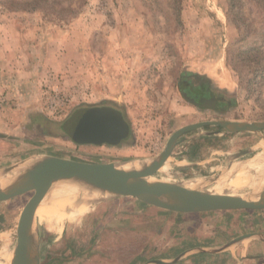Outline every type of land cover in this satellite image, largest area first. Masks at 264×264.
Instances as JSON below:
<instances>
[{
    "label": "rangeland",
    "instance_id": "obj_1",
    "mask_svg": "<svg viewBox=\"0 0 264 264\" xmlns=\"http://www.w3.org/2000/svg\"><path fill=\"white\" fill-rule=\"evenodd\" d=\"M35 1L32 9L24 3L33 0H0V173L44 154L96 164H147L190 124L264 121V0ZM190 85L217 97L230 85L231 102L221 109L200 108L186 97ZM88 107L120 110L130 125L129 139L118 145L72 140L64 126ZM219 130L206 127L180 140L186 156L199 145L203 156L225 160L223 172L213 171L207 179L188 170L177 174L168 163L167 172L151 180L185 186L208 181L205 190H211L222 179L234 180L233 168L264 152V131L220 130L208 142L207 133ZM210 146L216 149L208 151ZM217 149L228 153L213 152ZM34 195L0 202V249L6 235L16 245ZM149 207L135 198L105 195L76 225L65 223L61 235L39 224L41 264H145L160 257L153 236L158 217L144 213ZM214 212L209 218L221 225L241 217L260 221L264 214Z\"/></svg>",
    "mask_w": 264,
    "mask_h": 264
},
{
    "label": "water",
    "instance_id": "obj_2",
    "mask_svg": "<svg viewBox=\"0 0 264 264\" xmlns=\"http://www.w3.org/2000/svg\"><path fill=\"white\" fill-rule=\"evenodd\" d=\"M186 97L204 109H221V105H225V98L203 91L201 85H190ZM206 127H219L228 134H257L264 131V121L251 123L206 121L190 124L177 130L168 140L164 150L140 168H126L122 162L96 164L49 157V161L44 165L16 181L1 186L0 202L35 191L19 225L13 264L42 263V239L37 211L47 203L55 189L74 182L99 189L104 195L135 198L150 206L185 214L264 208V191L260 196L236 195L205 190L210 184L208 181L198 183L195 188H188L185 185L151 180L167 163L183 135ZM64 128L66 134L76 143L92 145H118L130 133V125L124 114L113 107L82 109L66 122ZM220 130L208 132L207 135L216 136L221 133ZM250 152V150L240 152L234 159L246 156ZM12 170L15 169H9L3 174L6 175ZM248 237H241L234 243Z\"/></svg>",
    "mask_w": 264,
    "mask_h": 264
},
{
    "label": "crops",
    "instance_id": "obj_3",
    "mask_svg": "<svg viewBox=\"0 0 264 264\" xmlns=\"http://www.w3.org/2000/svg\"><path fill=\"white\" fill-rule=\"evenodd\" d=\"M199 77H202L201 79L205 82L210 81L207 77ZM197 79L199 78L197 77ZM223 89L225 92L221 96L225 98V105L230 104L231 95L229 92L233 88L227 85ZM215 137H219V135L213 136V139ZM206 138L208 142L211 141L210 136ZM184 147L182 140H180L167 161L171 164L172 171L177 174H184L182 171L188 170L191 175L209 178L207 174H211L216 170L223 172V169L227 168L224 164L225 160L220 161V159L214 158L210 154L203 156L199 152L201 148L199 145L195 147L194 154L187 156L183 152L185 150H182ZM207 149L211 151L216 148L210 146ZM223 151L228 153V149H222V151L217 149L213 152L220 153ZM181 153L184 155H181ZM244 210L259 211L256 212L255 216L260 217L259 215L263 213L264 208L262 210L240 209L238 211ZM144 213L158 217L159 223L154 222V225H152L154 227L153 236H155L154 245L160 247L159 254L161 255L158 258L146 261L145 264H155L152 263L153 261H162V264H264V239H262L264 237V214L260 221L241 217L238 218V223L225 222L221 225L220 220L218 219V221L215 216L209 218L211 215L208 213L215 212L185 214L151 206L146 208ZM145 214H142L144 222H146ZM198 219L200 220L196 221ZM221 219L225 220L226 218ZM146 225H148V229L147 226L146 229L150 230L149 226L151 224ZM244 236L249 237L234 243Z\"/></svg>",
    "mask_w": 264,
    "mask_h": 264
},
{
    "label": "bare ground",
    "instance_id": "obj_4",
    "mask_svg": "<svg viewBox=\"0 0 264 264\" xmlns=\"http://www.w3.org/2000/svg\"><path fill=\"white\" fill-rule=\"evenodd\" d=\"M49 157L44 154L28 160L23 166L39 159L26 168V170L25 167L21 166L9 175L0 173V187L16 181L23 175L44 165L49 161ZM143 165V162H129L125 164V167L140 168ZM167 165L168 162L160 169V173L167 172ZM230 176H235L234 180L222 179L215 186L211 187L210 191L240 195L238 191L245 189L248 191L246 194L260 196L264 191V152L260 153L252 161H249L243 168H233ZM196 186L195 180L187 182L186 185L188 188H195ZM104 197L105 195L101 190L91 186H83L77 182L58 187L51 193L47 203L38 209L39 222L48 231L61 235L65 223L68 222L76 225L82 216L91 212L94 206ZM2 239L4 242L0 249V264H13L17 243L13 246L10 245L7 235Z\"/></svg>",
    "mask_w": 264,
    "mask_h": 264
},
{
    "label": "trees",
    "instance_id": "obj_5",
    "mask_svg": "<svg viewBox=\"0 0 264 264\" xmlns=\"http://www.w3.org/2000/svg\"><path fill=\"white\" fill-rule=\"evenodd\" d=\"M38 3H39V1H35V0H33V2H31V3L28 2V3H24V4L26 5L27 8L30 7V8L33 9V8H36V7H37L36 5H37ZM19 4H20V3H19ZM128 124H129V123H128ZM129 137H130V133H129V135H128V136H127V137H126L121 143H123V142H125L127 139H129ZM121 143H120V144H121Z\"/></svg>",
    "mask_w": 264,
    "mask_h": 264
},
{
    "label": "flooded vegetation",
    "instance_id": "obj_6",
    "mask_svg": "<svg viewBox=\"0 0 264 264\" xmlns=\"http://www.w3.org/2000/svg\"><path fill=\"white\" fill-rule=\"evenodd\" d=\"M203 91L207 92L208 90L203 89Z\"/></svg>",
    "mask_w": 264,
    "mask_h": 264
}]
</instances>
